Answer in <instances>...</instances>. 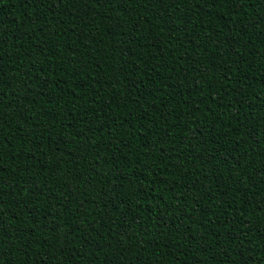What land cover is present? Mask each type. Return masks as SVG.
I'll use <instances>...</instances> for the list:
<instances>
[{
	"label": "trees",
	"instance_id": "16d2710c",
	"mask_svg": "<svg viewBox=\"0 0 264 264\" xmlns=\"http://www.w3.org/2000/svg\"><path fill=\"white\" fill-rule=\"evenodd\" d=\"M0 264H264V0H0Z\"/></svg>",
	"mask_w": 264,
	"mask_h": 264
}]
</instances>
